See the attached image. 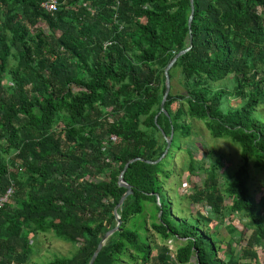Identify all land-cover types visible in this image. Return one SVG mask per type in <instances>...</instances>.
<instances>
[{
  "label": "trees",
  "instance_id": "1",
  "mask_svg": "<svg viewBox=\"0 0 264 264\" xmlns=\"http://www.w3.org/2000/svg\"><path fill=\"white\" fill-rule=\"evenodd\" d=\"M49 1L0 0V196L17 189L0 210V264H27L33 237L51 233L76 252L47 264H89L137 159L93 264H259L264 191L256 201L248 182L250 165L264 173V0H193L190 30L189 0H54L48 14ZM190 44L169 70L166 117L164 70ZM199 136L235 142L240 165L172 155L175 138L197 149ZM196 169L202 187L185 194ZM226 219L230 233L247 222L238 254L216 236Z\"/></svg>",
  "mask_w": 264,
  "mask_h": 264
},
{
  "label": "rangeland",
  "instance_id": "2",
  "mask_svg": "<svg viewBox=\"0 0 264 264\" xmlns=\"http://www.w3.org/2000/svg\"><path fill=\"white\" fill-rule=\"evenodd\" d=\"M38 27L41 30H44L45 33L47 34L48 30L44 23H40ZM234 85H235L234 79L228 78L223 81L215 83L214 87L216 90H218V89H222L226 87L231 88ZM179 90L180 92H182L180 88ZM231 104L233 107H237L239 105V102H233ZM260 110L258 111V113H256L255 117L258 119L264 120V109L263 111H260ZM199 129L200 127L197 125V128L195 130H199ZM197 140L198 142H201L202 145H198V148L196 149V147L190 148L188 143L184 141L183 139L175 138L173 149H172V155L176 153L177 149L182 146L183 148L187 149V151L193 154L195 163H199V162H203V160L205 161V158L201 156H203V152L206 149V150H209V151L211 150L214 152L212 156L213 158H215L218 155H224L228 159L229 161L228 167H227L228 173L229 171L234 170L237 166L240 165L239 152H238L237 144L235 142L233 141L225 142L221 140L218 142V144H215V142L207 141L206 138H203L201 136H199ZM204 142H206V145L204 144ZM172 155L168 156L167 160L165 161V163L170 169L174 168V166L171 165V163H173ZM207 157H211L210 154L207 155ZM182 159H184V154H180L179 156H177L175 160L177 162V167L181 166ZM184 173L185 174L182 176V179H181V182L183 183V185H186V186H183V193L185 194L189 193V191H191L193 187L195 188L202 187V183L205 178V175L202 170L196 169V171L189 176H187L186 172ZM249 174H250V179L248 182V187L250 188V192L253 194L255 200L258 201L261 196L260 194L261 190L264 191V186L262 187V183H264V173L260 172L258 169L250 165ZM177 193H178V190L176 189V191H174V194L176 195ZM165 194H166L165 191H163L161 193V198L162 197L166 198ZM226 220L227 221L219 225L217 224V222H215V226H216L215 231L217 232L216 236L218 238V241H220L224 247L228 248L232 244V247L234 249V254L239 253L243 247L242 245L243 239L241 238L242 237L245 238L246 236L247 222L246 223L235 222L236 227L234 228L233 232L230 233L228 229L230 228L231 223H229L228 219ZM37 236H36L37 238H35V241H34L35 242L34 247H33V243L31 244L33 248V253H32V256L29 258V261L27 264H47L48 262L54 260L55 258H61V257L70 258L76 252V247L74 245L67 244L66 242L55 237L54 234L52 233L46 236H40V235H37ZM169 246L172 248L173 247L172 243L169 244ZM223 251H226V249H223ZM224 257L226 256L224 255L222 258ZM257 257H258V263L264 264V252L258 251ZM191 263L196 264L194 260H192Z\"/></svg>",
  "mask_w": 264,
  "mask_h": 264
},
{
  "label": "water",
  "instance_id": "3",
  "mask_svg": "<svg viewBox=\"0 0 264 264\" xmlns=\"http://www.w3.org/2000/svg\"><path fill=\"white\" fill-rule=\"evenodd\" d=\"M190 1V4H191V14L189 16V19H188V28L190 30V26H191V22H192V19H193V0H189ZM190 41H191V37H190ZM191 49V44L189 45L188 48H186L185 50H183L182 52H180L174 59H172L169 64L166 66L165 70H164V80H165V90H164V94H163V98H162V101H161V104H160V114H163L167 117V114L166 112L164 111V104L166 102V99H167V95L169 94V91H170V79H169V70L172 68V66L174 65L175 62H177V60L183 56L186 52H188L189 50ZM164 140L166 142V150L163 154V156L161 157V159H163L166 155H167V152L171 146V141H172V136H170L168 139H166L164 137ZM160 159V160H161ZM159 160V161H160ZM158 161V162H159ZM135 162H144V161H141L139 159L137 160H133L132 162H130L124 169L123 173L121 174L120 176V179H119V185L125 187L127 189V191L123 194V196L121 197V200L119 202V204L116 206L115 208V215H116V219L118 221V225L115 229L105 233L101 239V241L99 242V244L97 245V248L96 250L94 251L91 259H90V262L89 264H93L98 253L100 252V250L102 249L105 241H107L115 232H117L120 228V225H121V219L118 215V210L122 207V205L124 204L126 198L133 193V190H132V187L130 185H128L127 183H124V176L126 174V172L128 171L130 165H132L133 163ZM158 162H155V163H149V162H145V164L147 165H155L156 163Z\"/></svg>",
  "mask_w": 264,
  "mask_h": 264
},
{
  "label": "built area",
  "instance_id": "4",
  "mask_svg": "<svg viewBox=\"0 0 264 264\" xmlns=\"http://www.w3.org/2000/svg\"><path fill=\"white\" fill-rule=\"evenodd\" d=\"M117 5L119 6V4ZM57 8H58V5L54 0H51L41 5V9L44 10L48 14L55 13L57 11ZM113 21L116 23V16L113 17ZM108 45L109 43H105L103 45V48L107 47ZM110 141L113 144L117 143V139L115 137H110ZM85 180L90 181V178L86 176ZM16 191H17L16 186L14 183H12L9 189L7 190V192L3 194L2 196H0V210L12 204V200H13L14 195L16 194Z\"/></svg>",
  "mask_w": 264,
  "mask_h": 264
},
{
  "label": "crops",
  "instance_id": "5",
  "mask_svg": "<svg viewBox=\"0 0 264 264\" xmlns=\"http://www.w3.org/2000/svg\"><path fill=\"white\" fill-rule=\"evenodd\" d=\"M35 238H37L36 236L35 237H33V239L31 240L32 242H30L31 244L32 243H34V241H35Z\"/></svg>",
  "mask_w": 264,
  "mask_h": 264
}]
</instances>
